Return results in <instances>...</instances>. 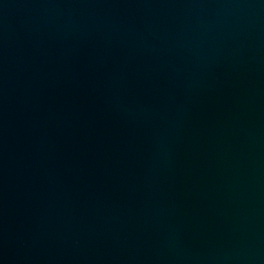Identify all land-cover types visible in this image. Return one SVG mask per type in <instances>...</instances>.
I'll return each instance as SVG.
<instances>
[{
    "label": "water",
    "instance_id": "water-1",
    "mask_svg": "<svg viewBox=\"0 0 264 264\" xmlns=\"http://www.w3.org/2000/svg\"><path fill=\"white\" fill-rule=\"evenodd\" d=\"M0 264H264V0H0Z\"/></svg>",
    "mask_w": 264,
    "mask_h": 264
}]
</instances>
